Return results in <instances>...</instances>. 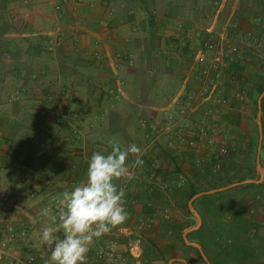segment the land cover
I'll return each mask as SVG.
<instances>
[{
	"label": "rangeland",
	"instance_id": "1",
	"mask_svg": "<svg viewBox=\"0 0 264 264\" xmlns=\"http://www.w3.org/2000/svg\"><path fill=\"white\" fill-rule=\"evenodd\" d=\"M213 1L206 0L208 9L201 13L185 11L183 15L190 20L197 19L196 26L189 27L194 36L200 32L205 38L211 37L237 46V56L228 66L222 84V94L227 98V103L217 107L210 117L204 114L205 107L201 102L196 111L201 115H194L192 122L185 124L186 134L190 136L178 134L172 140L181 154L176 156L182 159L170 161L168 167H162L161 160L159 166L148 169L145 176L141 172L138 175L137 167H130L129 170H133L131 176L115 181L125 193L128 217L122 225L94 239L87 252L89 264H94L97 259L98 264H170L172 258H178L176 264H185L179 259H186V256L192 257L195 264H205L194 249L182 245L180 238L183 231L197 221L189 208L187 192L191 184L202 192L247 179H253L260 186L249 189L239 187L226 193L220 201H216V205L213 204L215 218H208L206 225L212 233L216 227L213 221L222 212L220 204L224 208L226 202L230 206L240 204L250 225L238 239L230 240L248 249L250 256L245 264H264V160L261 161L264 149L261 147V167L258 168L255 155H258L260 142V95L254 90L256 82L264 79V0H239L241 7L246 3L245 9L239 7L233 15L229 12L219 15L216 31L211 36L202 31L215 18L216 9L210 4ZM14 13L0 11V24L7 18L15 17ZM8 32L10 35L13 33L11 40L8 39ZM23 38H27V41ZM38 38L37 35L22 36L16 27H0V264H16V258L29 263L33 257V264H39L42 259L49 260L51 250L40 236L42 226L51 222L41 215V211L51 208L55 214L57 209L53 198L66 190H73L86 179V171L80 172V178L75 177V164L80 163L79 155L75 153V134L104 133L103 123L92 128L87 121L75 122L72 93L50 90L52 83L49 82L54 80L55 84V75H50L52 79L47 82H41V92H33L34 86L26 89L17 87L16 72L20 66L23 67V62L32 66L34 60L40 57V49L45 53L50 50L49 42L39 41ZM10 41L14 42L13 48L19 52L17 58L11 60L6 52L7 42ZM33 48L39 49L34 51ZM23 57H27V60ZM3 69L13 71L14 78L2 75ZM31 84L35 85L36 82ZM29 89L33 93L31 97ZM27 99L26 105L21 103ZM41 102L51 112L46 109L40 112L34 107L41 105ZM56 109L62 114L50 116L56 113ZM200 125L205 127L207 134H194ZM159 126L155 127V132L166 134L162 131L164 126ZM29 134H60L53 145L55 151L46 150L43 154L55 160L47 161L49 164L46 160H34L33 151L29 152L34 146L29 141ZM192 138L200 144L199 149L189 145L188 140ZM180 160L187 162L188 166L179 167L176 162ZM26 163L30 166L27 167ZM242 177L246 179L240 181ZM219 192L203 195L215 198ZM152 241L159 246H154ZM223 243L224 240H220L218 244H211L207 248L208 253L212 257L219 256ZM135 244L141 249L138 257L130 253Z\"/></svg>",
	"mask_w": 264,
	"mask_h": 264
},
{
	"label": "crops",
	"instance_id": "2",
	"mask_svg": "<svg viewBox=\"0 0 264 264\" xmlns=\"http://www.w3.org/2000/svg\"><path fill=\"white\" fill-rule=\"evenodd\" d=\"M210 4L216 9V15L210 26L201 31L211 36L216 31L219 15L228 12L233 15L235 9L246 7V3L241 7L239 0H214ZM207 9L206 0H84L79 3L67 0L58 8L54 0H0V11L16 13L0 27H16L22 36L37 35L39 41L49 42L50 50L45 53L40 49L34 65L23 62V67H19L15 73L17 87L34 86L33 92H41V82L55 75V84L54 80L49 82L52 83L50 90L72 93L75 122L87 121L92 128L104 124L103 134H75V153L80 160L75 164L76 178L87 170L93 153L112 151L110 141L119 143L122 149L131 144L140 149L143 165L135 166L138 175L141 172L145 176L161 160V166L168 167L170 161L181 158L176 156L180 154L177 146L166 134H157L155 127L167 123L169 112L176 110L174 101L185 88L190 92L198 88L196 53L203 40L189 29L196 26L197 19L190 20L183 12L201 13ZM8 33L11 40L13 33ZM23 40L26 42L27 38ZM7 44L8 59L17 58L19 52L13 48L14 42ZM1 74L14 78L13 71L3 69ZM29 95H33L31 89ZM28 101L21 103L26 105ZM34 107L40 112L44 109L51 112L42 102ZM55 111L50 116L62 114L58 109ZM196 114L201 115L189 111L184 125L192 122ZM58 135L29 134V141L34 145L29 151H33V159L46 160L47 164L55 160L43 154L46 150L55 151L53 145ZM135 159L136 156L129 155V168H135L132 166ZM176 164L188 166L183 160ZM26 166L30 165L26 163Z\"/></svg>",
	"mask_w": 264,
	"mask_h": 264
},
{
	"label": "clouds",
	"instance_id": "3",
	"mask_svg": "<svg viewBox=\"0 0 264 264\" xmlns=\"http://www.w3.org/2000/svg\"><path fill=\"white\" fill-rule=\"evenodd\" d=\"M109 143L111 152L91 155L82 183L53 198L56 213L51 208L41 211L51 222L42 226L40 236L51 250L47 264H87V252L94 239L127 220L125 193L115 181L128 177L130 154L136 156L133 167L142 166L143 160L135 144L122 149L117 142Z\"/></svg>",
	"mask_w": 264,
	"mask_h": 264
},
{
	"label": "built area",
	"instance_id": "4",
	"mask_svg": "<svg viewBox=\"0 0 264 264\" xmlns=\"http://www.w3.org/2000/svg\"><path fill=\"white\" fill-rule=\"evenodd\" d=\"M54 1L58 8L61 3L67 0ZM75 1L79 3L84 0ZM198 37L203 40L201 48L196 53V62L199 67L197 76L198 88H195L194 92H190L185 88L174 101L176 110L169 112L167 123L162 128V131L166 133L170 141L175 140L176 135L186 133L184 122L189 118L188 112H196L201 102L205 107L204 114L210 117L216 112L217 107L227 103V98L222 94V84L228 66L237 56V46L223 43L222 40L211 37L205 38L200 32ZM198 100H201L200 103H196ZM194 134L205 135L207 131L204 126L200 125ZM188 143L191 147L200 148V144L193 138L189 139ZM132 173L133 170H129L128 176H131ZM9 229L13 230V228ZM49 253L50 260L51 251ZM130 253L134 257L140 256V246L138 244L133 245ZM33 260L35 258L31 257L29 263H27L20 258H16V264H33ZM49 260L42 259L39 264H47ZM97 261L98 259L93 263L98 264ZM87 264H89L88 261Z\"/></svg>",
	"mask_w": 264,
	"mask_h": 264
},
{
	"label": "trees",
	"instance_id": "5",
	"mask_svg": "<svg viewBox=\"0 0 264 264\" xmlns=\"http://www.w3.org/2000/svg\"><path fill=\"white\" fill-rule=\"evenodd\" d=\"M254 90L257 92L258 95H260L264 91V79H261L256 82ZM255 104L257 106V100H255ZM262 124H263V133H264V97L262 98ZM255 148L257 147V143L254 144ZM262 147L264 149V143H262ZM257 157V155H255ZM264 158L261 155V161H263ZM256 161V160H255ZM251 177V176H246ZM246 177H242L240 181L246 179ZM219 178H222V176H219ZM260 184H256L254 182H248L244 183L242 185H238L235 187H231L227 190L220 191L218 193V197L211 198V195H201L198 198H196L193 201V204L197 208V210L200 212L203 223L201 227L197 230H194L188 234V237L193 240L199 242L206 255L208 256L210 262L212 264H245L246 260L249 258L250 253L248 249L243 246L240 243H234L231 242L230 238H234L235 240L238 239L241 234L245 233L247 231V228L249 227L250 223L249 220L246 218L243 210L241 209L240 204L233 203L231 206L228 202H226L225 207L220 204V207L222 208V212H219L216 219L213 221L216 225L215 229L212 233L209 232V229L206 225L207 219L213 220L215 217V207L216 201H220L226 193L231 192L235 190L236 188H252V187H258ZM201 192L195 184H191L188 192L187 197L191 199L195 194ZM208 202H211L210 204ZM199 204V207H198ZM216 237V238H215ZM182 245L184 247H190L194 249L200 258L201 261H203L205 264L206 261L202 257L200 251L198 248L189 246L184 241L183 237L180 236ZM220 240H224V243L222 244V252L217 257H212L208 251L207 248L213 243L218 244ZM153 245L158 247L159 245L152 241ZM162 249V248H159ZM190 264H195L194 259L190 256L185 257ZM178 263L175 261V264Z\"/></svg>",
	"mask_w": 264,
	"mask_h": 264
},
{
	"label": "water",
	"instance_id": "6",
	"mask_svg": "<svg viewBox=\"0 0 264 264\" xmlns=\"http://www.w3.org/2000/svg\"><path fill=\"white\" fill-rule=\"evenodd\" d=\"M264 97V91L260 94L259 98H258V107H259V113H258V125H259V146H258V155H257V158H256V161H257V166L258 168L261 167V163H260V151H261V147H262V140H263V124H262V98ZM254 181L253 179H247L245 181H242V182H236V183H232L228 186H224V187H220V188H216V189H212V190H208V191H202V192H199L197 194H195L190 200H189V208L191 210V212L194 214V216L196 217L197 221L196 223L193 225V226H190L188 228H186L184 231H183V239L184 241L186 242L187 245L189 246H193V247H196L199 249L202 257L204 258V260L208 263V264H212L208 258V256L206 255V253L204 252L203 250V247L202 245L197 242V241H193L191 240L189 237H188V234L194 230H197L201 227L202 223H203V219H202V216L200 214V212L195 208L194 204H193V201L198 198L199 196L203 195V194H206V193H214V192H218V191H223L225 189H228L232 186H235V185H239L241 183H248V182H252ZM178 258H172L170 260V264H174L175 260H177ZM181 260L182 262H184L185 264H190L186 259H179Z\"/></svg>",
	"mask_w": 264,
	"mask_h": 264
}]
</instances>
